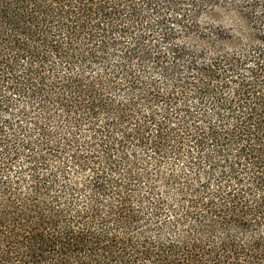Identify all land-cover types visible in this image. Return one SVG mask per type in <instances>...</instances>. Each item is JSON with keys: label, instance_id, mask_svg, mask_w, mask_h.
<instances>
[{"label": "trees", "instance_id": "trees-1", "mask_svg": "<svg viewBox=\"0 0 264 264\" xmlns=\"http://www.w3.org/2000/svg\"><path fill=\"white\" fill-rule=\"evenodd\" d=\"M0 264H264V0H0Z\"/></svg>", "mask_w": 264, "mask_h": 264}]
</instances>
